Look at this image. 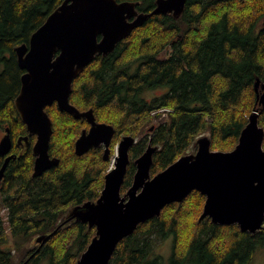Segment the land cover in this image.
I'll return each mask as SVG.
<instances>
[{"label":"trees","instance_id":"16d2710c","mask_svg":"<svg viewBox=\"0 0 264 264\" xmlns=\"http://www.w3.org/2000/svg\"><path fill=\"white\" fill-rule=\"evenodd\" d=\"M62 1L0 0V132L8 129L14 142L23 136L29 141L27 148L14 146L16 158L0 184V264H75L95 234L84 223L60 222L68 209L99 197L109 168L102 148L74 154L76 139L89 125L60 112L55 103L46 107L52 123L48 153L59 163L33 178L36 138L27 133L14 104L24 73L15 49L28 46ZM117 1L133 2L143 13L155 7V0ZM171 16H150L113 53L96 55L72 82L69 103L80 112L92 110L96 122L114 128L111 157L120 136L138 139L121 192L130 187L133 161L149 142L158 147L154 176L189 153L200 135L208 136L211 150L231 151L256 108L264 125V105L255 102L254 90L257 80L264 83V0H188L179 19ZM155 90L161 94L148 98ZM204 201L193 191L181 203L166 205L159 217L139 224L117 244L108 264H249L264 247V226L250 234L209 218L198 221ZM55 230L36 252L34 239ZM10 237L21 256L18 263ZM168 239L171 254L165 259L156 250Z\"/></svg>","mask_w":264,"mask_h":264},{"label":"water","instance_id":"95a60500","mask_svg":"<svg viewBox=\"0 0 264 264\" xmlns=\"http://www.w3.org/2000/svg\"><path fill=\"white\" fill-rule=\"evenodd\" d=\"M187 1L155 0L154 9L143 13L129 1L63 0L32 33L28 46L15 49L18 66L24 73L14 104L27 133L36 137L32 147L35 158L32 177L41 176L59 163L48 153L52 123L45 108L54 103L60 112L84 119L89 125L75 142L77 156L102 146L103 160H113L112 168L104 175L99 197L68 209L60 219V222L84 223L95 231L75 264H108L117 244L139 224L159 217L166 205L181 203L193 191L205 197L198 221L209 218L213 224L236 225L241 232L250 234L264 226V129L259 125L256 109L249 115L231 151L211 150L208 136L200 135L189 153L154 176L150 170L158 147L149 142L133 161L135 172L130 187L121 193L130 163L129 150L138 139L122 136L111 157L109 146L114 128L96 122L92 110L80 112L69 103L73 80L96 55L111 53L152 15L170 14L178 19ZM258 89L262 91L260 96ZM254 90L256 103L263 106L264 83L257 80ZM17 145L27 148L28 137H20ZM12 146L7 129L0 140V155H7ZM12 159L15 156L8 155L0 167V184ZM55 233L56 230L36 237L34 242L39 245L36 252Z\"/></svg>","mask_w":264,"mask_h":264},{"label":"rangeland","instance_id":"374dc122","mask_svg":"<svg viewBox=\"0 0 264 264\" xmlns=\"http://www.w3.org/2000/svg\"><path fill=\"white\" fill-rule=\"evenodd\" d=\"M261 24H262V22H261ZM160 56H165V53H161ZM260 93H262L261 90H260ZM160 94H161L160 90H155L151 94L148 95V98L150 96H153V95L159 96ZM2 135H3V133L0 132V138ZM15 158H16V156H15ZM112 166H113V160L111 158L110 163H109V169L112 168ZM9 241H10V249H11V251L13 253V257H14V262L18 263L21 256H20L19 251L16 249V243H15L16 241H14L11 237H10ZM170 242H171L170 239H168V240L164 241L162 244H160L159 248H157V250H156V253L158 255L159 254L162 255V257H164L165 259L169 258L170 254H171V243ZM26 243H21V244H22V246L23 245L25 246ZM249 264H264V247H260L255 251L254 256H253V258Z\"/></svg>","mask_w":264,"mask_h":264},{"label":"flooded vegetation","instance_id":"af4514ba","mask_svg":"<svg viewBox=\"0 0 264 264\" xmlns=\"http://www.w3.org/2000/svg\"><path fill=\"white\" fill-rule=\"evenodd\" d=\"M261 95V93H260V89H258V96H260ZM152 131V127L149 129V132H151ZM1 133H3V135L1 136V138H0V140L2 139V137L5 135V131H3V132H1ZM11 138V137H10ZM20 138V137H19ZM36 138V137H35ZM120 138H121V136H120ZM119 138V139H120ZM18 140V139H17ZM36 140V139H35ZM119 142V141H118ZM12 143H13V146H12V148H11V151L7 154V155H4V156H1L0 155V159H1V161H0V167H1V165L3 164V162H4V159L8 156V155H12V154H14L15 155V153H13V148H14V146L16 145L19 149H21V148H25L24 147V145H17V141H13L12 140ZM149 144V143H148ZM98 148H102V150H104L103 149V147L102 146H99ZM132 148V147H131ZM131 148H130V150H131ZM93 149V148H92ZM91 150V149H90ZM130 150H129V153H130ZM16 156V155H15ZM50 158H54V157H50ZM9 164V163H8ZM130 164V163H129ZM129 166V165H128ZM128 168V167H127ZM49 170V169H48ZM33 171V170H32ZM106 174V173H105ZM134 175V174H133ZM4 178V177H3ZM132 183V182H131ZM131 185V184H130ZM129 188V187H128ZM126 191H123V192H121V193H125ZM30 248H34V247H30ZM33 253H31V255H32ZM30 255V256H31ZM28 259V258H27ZM25 262V261H24ZM21 264H23V263H21ZM27 264H30V261L27 263Z\"/></svg>","mask_w":264,"mask_h":264},{"label":"bare ground","instance_id":"6f19581e","mask_svg":"<svg viewBox=\"0 0 264 264\" xmlns=\"http://www.w3.org/2000/svg\"><path fill=\"white\" fill-rule=\"evenodd\" d=\"M130 2V1H129ZM153 4V3H152ZM210 4V3H209ZM139 5V4H138ZM150 10H151V8H150ZM149 10V11H150ZM162 16V15H161ZM171 18H172V16H171ZM179 19V18H178ZM181 19V18H180ZM148 20V19H147ZM179 21V20H178ZM261 30V29H260ZM256 38V37H255ZM124 39H126V38H124ZM121 42V41H120ZM113 53V52H112ZM108 56V55H107ZM157 56V55H156ZM123 56H121V58H122ZM119 64H121V63H119ZM131 69V68H130ZM257 76V75H256ZM260 95V94H259ZM256 102V101H255ZM258 107H259V105H257ZM256 106V107H257ZM261 106V105H260ZM259 108H261V107H259ZM257 109V108H256ZM79 111V110H78ZM87 111V110H86ZM259 111V110H258ZM81 112H84V111H81ZM251 114V113H250ZM249 115V114H248ZM249 117V116H248ZM78 120V119H77ZM259 120H260V117H259ZM102 123V122H101ZM245 123H247V122H245ZM262 124V123H261ZM260 124V125H261ZM262 126V125H261ZM244 127V126H243ZM242 127V128H243ZM263 128H264V125L262 126ZM88 130V129H87ZM81 134V133H80ZM240 135V134H239ZM78 138V137H77ZM149 138H151V137H149ZM77 140V139H76ZM120 140V139H119ZM263 143H264V140H263ZM75 145V144H74ZM263 147H264V144H263ZM220 151V150H219ZM226 152V151H225ZM75 154V153H74ZM142 154V153H141ZM13 155V154H12ZM78 157V156H77ZM5 160V159H4ZM176 161V160H175ZM163 170V169H162ZM33 172V171H32ZM208 220V219H207ZM63 223V222H62ZM59 226V225H58ZM59 230V229H58ZM147 232V231H146ZM156 234V233H155ZM145 237V236H144ZM166 239V238H165ZM47 243V242H46ZM151 253V252H150ZM62 254V253H61ZM33 255V254H32ZM186 256V255H185ZM48 257V256H47ZM188 257V256H187ZM195 257V256H194ZM42 258V257H41ZM186 258V257H185ZM39 259V258H38ZM47 259V258H46ZM45 260V259H44ZM60 260V259H59ZM188 260V259H187ZM181 263V262H180ZM47 264V263H46Z\"/></svg>","mask_w":264,"mask_h":264}]
</instances>
